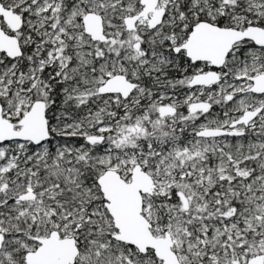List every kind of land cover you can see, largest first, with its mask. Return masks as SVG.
I'll use <instances>...</instances> for the list:
<instances>
[{
    "label": "snow or ice",
    "instance_id": "1",
    "mask_svg": "<svg viewBox=\"0 0 264 264\" xmlns=\"http://www.w3.org/2000/svg\"><path fill=\"white\" fill-rule=\"evenodd\" d=\"M0 264H264V0H0Z\"/></svg>",
    "mask_w": 264,
    "mask_h": 264
}]
</instances>
